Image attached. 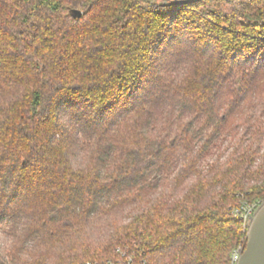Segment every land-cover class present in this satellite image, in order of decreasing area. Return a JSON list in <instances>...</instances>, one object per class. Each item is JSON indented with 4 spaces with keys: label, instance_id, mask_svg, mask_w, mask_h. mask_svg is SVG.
<instances>
[{
    "label": "trees",
    "instance_id": "16d2710c",
    "mask_svg": "<svg viewBox=\"0 0 264 264\" xmlns=\"http://www.w3.org/2000/svg\"><path fill=\"white\" fill-rule=\"evenodd\" d=\"M263 203L264 0H0V264H230Z\"/></svg>",
    "mask_w": 264,
    "mask_h": 264
},
{
    "label": "water",
    "instance_id": "95a60500",
    "mask_svg": "<svg viewBox=\"0 0 264 264\" xmlns=\"http://www.w3.org/2000/svg\"><path fill=\"white\" fill-rule=\"evenodd\" d=\"M69 14L73 19H80L82 16V12L75 9L71 10ZM236 264H264V203L255 210L250 218L246 245Z\"/></svg>",
    "mask_w": 264,
    "mask_h": 264
},
{
    "label": "built area",
    "instance_id": "2783aa9c",
    "mask_svg": "<svg viewBox=\"0 0 264 264\" xmlns=\"http://www.w3.org/2000/svg\"><path fill=\"white\" fill-rule=\"evenodd\" d=\"M252 211H248L246 213V216L244 217V221L245 220H250V218L253 216V214L251 213ZM250 222V221H249ZM243 247L242 246H238L232 253H231V257H230V264H236L243 252ZM117 253L119 254L120 258L116 261H107V262H101V263H97V262H92V261H86L82 264H134V258L132 257V255L130 253L127 252V249H118Z\"/></svg>",
    "mask_w": 264,
    "mask_h": 264
},
{
    "label": "rangeland",
    "instance_id": "374dc122",
    "mask_svg": "<svg viewBox=\"0 0 264 264\" xmlns=\"http://www.w3.org/2000/svg\"><path fill=\"white\" fill-rule=\"evenodd\" d=\"M148 2L150 3H157V4H160V5H164V4H170V3H173V2H177V1H186V0H147ZM246 210L242 211L241 214H238V213H235L234 215H240L242 216V218L244 219V217L246 216V213L248 211H252L251 213L253 214L255 212L256 209H254V205L250 206L249 208H245ZM245 212V213H244ZM250 221V220H249ZM249 221L248 220H245L244 222L248 225L249 224ZM241 246V245H239ZM231 257V256H230ZM98 260H94L92 262H97ZM109 261V260H108ZM98 263V262H97ZM101 263V262H99Z\"/></svg>",
    "mask_w": 264,
    "mask_h": 264
},
{
    "label": "flooded vegetation",
    "instance_id": "af4514ba",
    "mask_svg": "<svg viewBox=\"0 0 264 264\" xmlns=\"http://www.w3.org/2000/svg\"><path fill=\"white\" fill-rule=\"evenodd\" d=\"M189 1H193V0H189ZM177 2H181V1H177ZM171 4V3H170Z\"/></svg>",
    "mask_w": 264,
    "mask_h": 264
}]
</instances>
